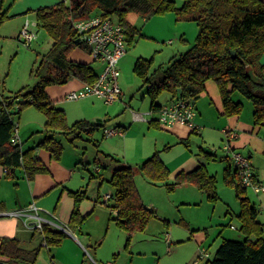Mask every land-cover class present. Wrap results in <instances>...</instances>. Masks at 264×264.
<instances>
[{
  "label": "trees",
  "instance_id": "16d2710c",
  "mask_svg": "<svg viewBox=\"0 0 264 264\" xmlns=\"http://www.w3.org/2000/svg\"><path fill=\"white\" fill-rule=\"evenodd\" d=\"M180 1V7H176L175 0H69V5L60 2L25 13L33 12L37 28L45 31L52 45L33 72L36 78L33 88L0 100V167L6 169V177L14 179L15 172L20 169L28 180L46 173L48 170L35 156V150L43 149L54 160L60 159L63 146L56 134L69 143L82 140L98 149L99 145L92 140V136L99 130L104 132V122L92 124L78 121L69 126L64 111L56 108L45 92L47 87L64 85L72 78L85 84L96 80L98 73L90 64L68 59V54L74 48L84 47L72 23L91 17L89 13L93 9H98V15L120 23L126 29L128 43L138 32L126 21L129 13L148 18L173 12L177 21L196 24L197 35L193 45L183 54L173 57L166 67L152 70V59L140 58L136 61L133 73L146 88L152 112L160 110L161 106L156 101L163 92L171 95V101L181 99L194 104L205 92L206 82L213 81L218 88L224 117L241 114L242 103L233 100L237 93L251 103L253 125L264 126V3L261 0ZM4 4L5 0H0V26L11 18ZM28 106H33L45 116V136L36 147L22 150L20 144L13 145L10 141L16 127L13 116L20 115ZM181 144L188 145L186 141H181ZM102 156L113 166L112 175L107 181L114 189L113 195L107 199L113 200V205L108 207L114 212L111 220L128 235L127 247L131 235L144 231L156 213L141 202L134 183V170L111 155ZM209 157L211 155L206 154V160ZM94 163L106 169L100 160L96 159ZM232 166L229 164L225 167L224 181L227 185H233L237 195H240L246 189L241 187L236 169L231 172ZM140 169L156 182L164 181L169 176V170L158 153L151 156ZM186 184L196 186L208 200H217L215 177L208 174L203 164L190 172L177 173L174 182L166 185V188L172 191ZM69 194L75 206L86 197L84 192ZM258 213L247 199H241L239 231L245 238L241 241L222 240L210 264H264V241L260 238L263 226L256 221ZM85 219L75 208L68 227L76 231ZM32 234L39 236L40 244L31 249L23 248L16 238L0 239V264H35L42 247L50 251L65 238L63 232L48 225L43 226L42 234Z\"/></svg>",
  "mask_w": 264,
  "mask_h": 264
},
{
  "label": "rangeland",
  "instance_id": "374dc122",
  "mask_svg": "<svg viewBox=\"0 0 264 264\" xmlns=\"http://www.w3.org/2000/svg\"><path fill=\"white\" fill-rule=\"evenodd\" d=\"M64 3H69V0H64ZM175 3L176 7H180V0H175ZM8 6H11L8 12L10 15L25 12L27 9L22 0H5V8ZM98 14V9L89 13L91 16ZM127 19L133 24L131 27L138 31L127 46V53L134 55L136 59H152V70L166 67L173 57L187 51L196 39V24L177 21L173 12L148 18L129 13ZM26 20L31 23V28L36 33V39L30 45L23 44L17 38ZM34 24L36 25L35 16L33 12H29L8 19L0 26V100L29 90L36 83L33 72L51 48L52 40L44 30L34 27ZM68 59L89 63L98 74L102 71V68L100 70L97 63L91 60L84 47L74 48L68 54ZM132 67L129 63L122 69L119 64L118 84L122 91V101L118 99L110 106L99 102L102 108L96 119L106 120L107 130H116L122 135L103 137L102 130L95 132L92 140L99 145L97 152L91 143L85 145L83 150L80 142L69 143L63 136L56 134L63 146L62 160L84 174L87 180L84 190L87 195L94 200L98 195L101 197L98 203H93L94 210L85 223L86 229L91 231L92 241L91 246H85L87 254L83 257L84 264H210L222 240L241 241L245 238L239 231L241 221L238 218L242 198L247 199L249 204L258 210L256 221L263 226L260 238L264 241V193L256 194L247 189L237 195L236 188L224 181L223 171L230 161H227L229 155L223 151L226 141L221 129L227 118L220 117L208 99L211 110H207V118L210 123L205 128L200 125L201 131L191 135L188 146L173 144L169 148L162 146L160 141L156 146L160 130L149 124L150 100L145 94L146 89L142 81L134 75ZM209 82L215 85L213 81ZM166 96L167 93L163 92L157 103H161ZM233 100L243 105L241 114L235 117L248 126L247 130H239L237 133L239 136L249 135L252 139L250 146L246 145V148L235 151L246 157L250 154V166L263 179L264 127L253 125L252 105L248 100L237 93ZM67 104L71 109L77 106V102ZM134 115L140 116L141 123L137 119L134 123ZM69 117V120L72 119ZM13 122L20 135L25 137L23 146L26 149L35 147L44 139L45 116L33 106H28L20 115L13 116ZM71 123L69 126L73 125ZM155 153H158L169 170V176L161 182L151 180L140 169ZM102 154H109L134 170V183L141 202L156 213L144 231L131 235L127 247L128 235L115 226L111 220L113 215L109 221V212H114L102 204L105 195L114 192L105 180L98 186L101 177H109V171L105 169L101 170V177L95 175L94 161L98 159L104 162ZM206 154L211 155L208 160L205 158ZM186 157H194L198 162L196 167L203 164L208 174L215 177L216 201L208 200L206 195L192 184L177 186L172 191L167 190L166 185L174 182ZM108 204L112 206L113 200H109ZM3 219L0 217V220ZM39 243L37 238L35 245L38 246ZM52 254L53 251L49 253L42 247L35 264H60L58 257L51 260Z\"/></svg>",
  "mask_w": 264,
  "mask_h": 264
},
{
  "label": "crops",
  "instance_id": "0c3cea01",
  "mask_svg": "<svg viewBox=\"0 0 264 264\" xmlns=\"http://www.w3.org/2000/svg\"><path fill=\"white\" fill-rule=\"evenodd\" d=\"M261 1L264 3V0ZM60 2H64V0H22V4L27 6L26 11L20 13H11V15L10 13H8L10 10L9 8L11 6L5 8V4H4V9L7 15L11 17L10 19H12L20 14L26 15L25 13L28 11H33L39 8L52 7ZM66 5H69V3H67ZM126 21L130 27L133 26V24L129 22L127 17H126ZM126 36H127V32H126ZM126 41L128 46L129 43L127 37H126ZM140 58L142 57H138L136 59L134 55L126 53V55L119 61L118 66L120 64L121 68L124 69L129 65V63H131V65H133L132 67V71H133L136 61ZM97 65L101 70L102 65L100 63H97ZM84 84L85 83L75 78H72L64 85H53L47 87L45 89V92L48 99L55 105V107L64 111L68 125H70V122H72L71 124H74L78 121H87L92 124L104 122V130H107L105 128L106 120L105 121L99 119L96 120L99 116L98 114L100 113V109L102 108V106L99 104L101 100L96 98H86L79 101L65 100V95L69 91L79 90L84 86ZM215 85L210 83L209 81L206 82L205 92L202 93L194 103V107L196 111V115L194 117V124L197 126V128H199L198 131H201L200 125L202 126V128L203 127L205 128V126H207V124L210 123V119L207 118L208 113L211 110V106L208 102V99L210 100L211 104L216 108L220 117H224L222 115L220 95L218 92V88ZM167 95L168 96L164 97L161 103H157V104H159L162 107L168 104L169 102H171L172 100L171 95L169 93H167ZM121 97H122V91L120 90V96L118 100L120 102L122 101ZM67 102H77V106L71 109L69 106H67L68 105ZM208 109L209 111L207 112ZM148 113H150L148 115H150L151 118L149 120L150 126H154V128L160 130L158 136L159 140L158 139L156 140V146L158 144V141H160L162 146L169 148L173 144L175 145L181 144V141H186L187 144L189 145V139L191 135H193L194 133L199 134L198 131H193L188 126L174 125L170 127H164L160 125L157 121L158 112L155 113L151 111V100H150ZM69 116H71L72 119L74 118L73 119L74 121H72V119L69 120L70 118ZM134 116L136 117L134 118L135 121L134 123H136V119L139 120L138 121L139 123H141L140 118H137L139 116L136 115ZM222 126L223 128L221 129V133L225 137L226 144L229 143L230 149L240 151L246 148V145L250 146L252 140L251 137L249 135L239 136L237 133L239 132V130L242 131L247 130L246 127H248L246 124H244V122H241V119L237 117L227 118V120H225V122L222 123ZM207 128L208 127H206V129ZM34 130L37 131L38 129H34ZM231 133L236 134V137L231 140H228V138H230L229 136ZM103 137H115V136H105L103 132ZM18 138L20 141L19 144L22 146V150L34 148V147L31 148L28 147L26 149L23 146V142H25L24 141L25 137L23 135H20L19 130H18ZM75 142H80L82 144L81 146L83 147L82 148L83 150L85 148V145L89 144L82 140ZM226 144L224 145V147L226 146ZM224 147H223V151L226 152L227 156L229 155V159H227V161L228 160L230 161V154L224 149ZM98 151L99 149H97V152ZM35 156L44 164V166L47 168L48 171L43 174L35 175L31 180H28L26 178L23 170L21 169L15 172L14 179L10 177H6L5 175L6 169L0 167V212H10V211L22 209L28 206L29 204L34 203L40 209V214L42 216L46 218H50L52 216L55 219H57L59 223L64 224L67 227V233L64 232L65 238L63 239L62 243L58 247L50 249V251L47 250L49 253L53 251L51 257L52 258L58 257L59 258L58 262L60 264H84L83 257L86 256L87 254L85 246H91V241H92L91 231L89 229H86L85 223L90 218L94 210L95 205H93V203L94 204L98 203L101 197L98 195L96 197V200H94L90 197V195H87L88 194L87 191L84 190L85 188L84 184L87 181L84 174L80 173L77 170V168L74 167L73 165L65 163L62 160L63 155L60 157V159L54 160L51 157L50 153H48L47 151L43 149H36ZM191 158L192 159L186 157L183 159L184 165H181L180 172H190L196 168L198 162L195 160L194 157ZM247 158L249 160L251 158V155L249 154ZM85 160L87 161V158H85ZM230 163L229 164L232 166L231 161ZM103 165L106 166L105 170L109 171L108 172L109 177L107 179H103V177L99 176L101 174L102 168L95 165L96 166L95 175L96 177H101L98 186H101L104 180L105 182H107L112 175L113 166L110 164V162L108 160H104ZM232 168L235 170L233 166ZM253 174L257 176L259 179H261L254 171ZM93 178L94 176L91 174V179ZM69 192H73V193L84 192L86 197L77 206H75L74 199L70 196ZM260 193H264V190L256 194H260ZM112 195L113 194H109L105 196L108 198ZM108 201L107 202H105V200L102 201V204L107 209H109L108 207L110 206L108 204ZM75 208L78 210L80 215L86 217L83 225L78 229L80 230V232H78V230L72 231L68 227L69 218L72 212L75 210ZM110 216H112V214H110L109 212V218H108L109 221H110ZM2 218L6 220L4 219L0 220V239L16 238L19 240L20 245L23 248L31 249L36 247L35 241L37 238H39V236L33 235L32 233L22 230L21 222L17 218H13V217H2ZM39 242H40V238H39ZM1 259L2 258L0 257V260Z\"/></svg>",
  "mask_w": 264,
  "mask_h": 264
},
{
  "label": "built area",
  "instance_id": "2783aa9c",
  "mask_svg": "<svg viewBox=\"0 0 264 264\" xmlns=\"http://www.w3.org/2000/svg\"><path fill=\"white\" fill-rule=\"evenodd\" d=\"M72 25L91 59L102 65V71L93 83L84 84L79 90L69 91L65 95V100L79 101L86 98H96L105 105L113 104L120 96L118 63L127 53L125 28L111 18L100 15L75 20ZM31 26V23L26 20L18 35L19 41H22L25 45H30L36 39V33ZM195 115L196 111L192 102L176 99L160 108L157 121L164 127L181 125L188 126L193 131H198L199 128L194 124ZM137 118H140V116ZM104 135L116 136L122 135V133L116 130H104ZM229 137L228 140H231L236 137V134L231 133ZM10 141L13 145H19L20 143L17 126L14 128ZM224 149L230 154V161L237 171L241 187L250 189L254 193L263 191L264 178L259 179L253 174L248 158L230 149L229 143L226 144ZM107 199L105 197V201ZM0 217L17 218L21 222L22 230L29 233L42 234L45 225L67 233V227L64 224L59 223L52 216L50 218L42 216L40 209L34 203L22 209L0 212ZM231 228L233 229L232 226Z\"/></svg>",
  "mask_w": 264,
  "mask_h": 264
},
{
  "label": "water",
  "instance_id": "95a60500",
  "mask_svg": "<svg viewBox=\"0 0 264 264\" xmlns=\"http://www.w3.org/2000/svg\"><path fill=\"white\" fill-rule=\"evenodd\" d=\"M81 13V11L79 12V14ZM232 55H234V52H231ZM178 93H180V90H178Z\"/></svg>",
  "mask_w": 264,
  "mask_h": 264
}]
</instances>
